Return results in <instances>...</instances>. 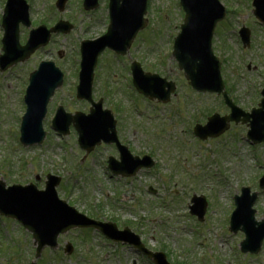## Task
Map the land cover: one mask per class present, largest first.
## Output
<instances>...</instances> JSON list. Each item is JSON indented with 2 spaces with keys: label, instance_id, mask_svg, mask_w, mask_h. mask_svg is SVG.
Here are the masks:
<instances>
[{
  "label": "rangeland",
  "instance_id": "rangeland-1",
  "mask_svg": "<svg viewBox=\"0 0 264 264\" xmlns=\"http://www.w3.org/2000/svg\"><path fill=\"white\" fill-rule=\"evenodd\" d=\"M176 1L148 0L146 28L127 54L122 59L105 52L94 71L93 99H103L104 107L113 113L121 143L134 155L148 154L156 162L154 170L125 181L111 178L106 168L107 157H117L113 147L101 146L81 162L84 152L77 145L76 134L70 132L67 137H59L51 129L58 105L70 113L88 112L89 104L75 99L79 43L105 33L108 0H98L99 6L93 12H84L81 0H68L60 13L54 8L55 0H26L31 27L20 26V43L40 21H47L44 25L50 27L56 19L65 20L73 25V30L66 36L52 37L47 47L25 63L11 67L6 73L0 72V179L6 186L33 183L43 189L46 174L59 176L61 182L56 188L59 198L88 216L132 224V231L140 236L146 248L163 252L170 264H264V242L253 258L239 251L242 234L229 233L233 197L239 195L242 187L258 192L253 207L255 219H264V189H258V180L264 175V144L250 146L245 139L247 128L241 125H232L216 140L201 143L194 138V123L203 124L211 114L222 116L229 111L220 97L194 92L171 58V45L184 17ZM218 1L226 16L216 26L212 51L221 63V77L229 87V97L249 112L257 107L264 85V26L252 14V0ZM4 3L5 0H0V20ZM229 10L233 12L228 15ZM241 26L251 33L248 49L242 47L238 37ZM2 32L0 25V56ZM58 51L63 52L61 58ZM41 61H52L59 68L63 85L47 107L42 123L43 143L24 148L19 144L25 112L23 97L28 75ZM132 61L138 62L143 71L176 83L175 95L168 105L143 99L129 88ZM148 187L157 194L151 195ZM193 194L208 201L203 224L189 215ZM197 224H202L200 231ZM212 226L216 228L210 229ZM87 233L86 243L82 241L85 235L78 231L61 236L58 249L51 253L44 251L40 264H132L133 261L152 264L128 247H116L96 233ZM220 238L223 248L213 243ZM65 242L74 247L70 257L62 253ZM34 249L31 237L20 225L0 217V264H30Z\"/></svg>",
  "mask_w": 264,
  "mask_h": 264
},
{
  "label": "water",
  "instance_id": "water-1",
  "mask_svg": "<svg viewBox=\"0 0 264 264\" xmlns=\"http://www.w3.org/2000/svg\"><path fill=\"white\" fill-rule=\"evenodd\" d=\"M185 12L184 24L181 33L175 40L173 56L178 66L184 71L190 85L200 92L222 94L226 105L231 109V115L219 118L214 115L204 127L197 126L195 134L205 140L208 137L215 138L228 129V122L243 124L250 122V131L247 136L253 144L264 142V90L260 109L253 110L251 115L244 114L234 107L223 93V84L219 75V63L212 56L210 42L215 25L224 17V9L216 0H180ZM66 0H58V10L62 11ZM97 7V0H84L85 10ZM146 0H110L109 16L110 25L107 33L94 41L81 44V69L79 85L77 87V99L91 103L89 115L76 113L74 116L66 114L58 107L52 121V128L60 135H68L69 126L73 124L78 134V144L87 153L101 142L105 144L115 143L121 155V164H114L110 160V169L114 174L133 176L142 167L150 168L153 163L149 158L143 161L133 159L126 148L120 147L115 133V122L108 111H102V101L97 104L91 99L93 71L98 56L109 48L117 54L124 55L134 39L136 33L144 27ZM254 14L264 22V0H255ZM16 10L15 16H13ZM27 22V7L23 0H9L4 15L3 27L5 35L2 40L4 55L0 58V68L5 70L9 64L26 60L39 47L47 45L50 34L58 32L68 33L70 25L58 23L50 30L39 27L30 33L27 44L24 47L17 46L18 22ZM245 45H248L249 33L245 29L240 32ZM16 51V52H15ZM133 83L137 91L150 99L161 102L169 100L170 93L174 90L172 83L157 76L143 74L137 64L132 65ZM30 85L26 90L25 103L26 114L23 117L20 128V142L24 146L40 144L44 139L42 120L46 113V105L54 90L62 83V74L53 63H41L37 71L30 75ZM242 118V119H241ZM45 191H37L32 185L26 187L13 186L4 190V184L0 181V214L17 219L26 230L32 233L37 244L35 259L45 246L56 247V238L60 233H65L75 227H98L92 221L68 208L63 202L58 201L55 187L59 183L58 178L47 177ZM264 186V179L260 188ZM248 189L242 190V196L236 199V211L231 220V230H241L245 233L246 240L242 244V251L258 252L264 238V222L256 224L253 219L251 206L256 195L249 197ZM195 206L192 214L202 218L205 204L199 199L193 200ZM104 226V225H101ZM255 226H258L257 228ZM103 233L114 241H124L134 245L138 250H143L138 239L128 231L115 233L114 228L104 226ZM70 252V246L67 247ZM146 255L155 264H167L162 254ZM34 264V263H33Z\"/></svg>",
  "mask_w": 264,
  "mask_h": 264
},
{
  "label": "bare ground",
  "instance_id": "bare-ground-1",
  "mask_svg": "<svg viewBox=\"0 0 264 264\" xmlns=\"http://www.w3.org/2000/svg\"><path fill=\"white\" fill-rule=\"evenodd\" d=\"M221 242H222V240L219 241V243H221ZM220 246H221V245H220ZM221 247H222V246H221Z\"/></svg>",
  "mask_w": 264,
  "mask_h": 264
}]
</instances>
